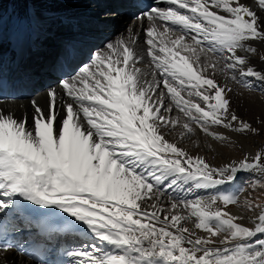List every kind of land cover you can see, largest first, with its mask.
<instances>
[{"label":"snow or ice","instance_id":"1","mask_svg":"<svg viewBox=\"0 0 264 264\" xmlns=\"http://www.w3.org/2000/svg\"><path fill=\"white\" fill-rule=\"evenodd\" d=\"M165 2L136 16L143 44L130 30L75 67L66 46L31 118L0 108V264L12 251L34 264H264V203L244 200L247 226L226 210L239 189L200 194L240 173L264 186V150L213 166L167 138L257 132L232 111L228 81L264 91V70L239 54L264 42V0ZM145 54L150 70L138 66Z\"/></svg>","mask_w":264,"mask_h":264},{"label":"bare ground","instance_id":"2","mask_svg":"<svg viewBox=\"0 0 264 264\" xmlns=\"http://www.w3.org/2000/svg\"><path fill=\"white\" fill-rule=\"evenodd\" d=\"M103 1L105 3L104 6L98 5V0H74V2L61 3L54 6L33 2H19V0L2 1V9L0 11H2L3 15L4 45L0 49V66L8 59L6 55L14 52V47H18V45L24 46L26 58L21 63L20 69H22L23 73L21 84L26 87H19L16 90V95L14 94L11 100L5 101V103L4 101H0V108L5 112H12L21 118L25 115L31 118L33 100L41 108H45L47 88L56 87L54 80L58 76L57 66L61 62L66 64L67 60L64 59L66 46L71 45L76 52L75 61L73 62V67H75L89 62L91 49L96 48L93 50V53L103 51L107 43L114 42L121 37H127L130 30L140 35V42L143 44V31L147 27V21H139L130 15L131 10L126 6L128 5V0ZM243 2H250V0H243ZM93 4L96 5L93 8H95V11L98 10L99 15L98 17L97 15L96 17L92 15L96 19L93 20L92 18L90 20V18L85 17V10L90 5L92 7ZM168 6L165 0H161L159 8L163 9ZM108 10H111L112 13L105 15ZM101 14L104 18L99 19ZM258 14L264 16V13ZM53 19H57L58 21L49 24ZM48 25L54 27L56 31L54 33L64 35L60 38L58 36L55 38L47 37L45 31ZM81 25L87 27L85 31H83L84 28H79ZM40 34L41 36H39ZM46 43H48V50L45 46ZM92 43L96 45L93 48H91L94 45ZM253 46L257 49L256 53L249 54L244 50H239V54L246 57L250 56V63L257 70H264V60L260 59L264 55V42H254ZM143 47L146 48L147 46L143 45ZM56 49L58 51L53 60H51V54L47 56V53ZM37 52L44 54L35 55ZM199 55L203 61L205 57H210L211 54L199 53ZM38 56L43 58L40 60L41 62L38 61ZM79 56L80 62L78 61ZM38 63L51 65L46 69H41ZM149 65L150 58L145 54V63H141L138 66L143 70H150ZM217 77L221 83H224L225 77L222 74L218 73ZM253 83L256 82L254 81ZM27 84H29V88H27ZM228 87L232 89V92L229 94L232 111L241 119L249 122L253 128L257 129L255 134H241L223 129L226 133L225 135L229 137V140L223 143L226 146L212 140L211 137L204 136L203 133L178 139L179 128L167 137L170 142H178L179 146L191 155L205 157L213 166H222L231 161H238L245 153L254 156L257 150H264V91L249 90L232 81H228ZM261 87H264V85ZM230 141L233 144L232 146L229 143ZM241 174L243 173H240L238 176ZM233 185H235V182ZM210 193H212L210 190L207 193L201 190L200 194L208 195ZM226 210L234 215L244 217L239 222L251 226L250 218L253 216L252 214L245 212L238 206H229ZM186 226L194 230V225L191 222L187 223ZM4 258L8 264H34L31 256L23 253L18 254L16 251L5 254Z\"/></svg>","mask_w":264,"mask_h":264},{"label":"rangeland","instance_id":"3","mask_svg":"<svg viewBox=\"0 0 264 264\" xmlns=\"http://www.w3.org/2000/svg\"><path fill=\"white\" fill-rule=\"evenodd\" d=\"M2 1H4V0H2ZM96 5H94L93 4V6L91 7V5H90V7H87V9L85 10V17L86 18H88L89 19V17L90 18H92L93 16H95L96 17V15H97V17H98V15H99V13H98V10L97 11H95V8H93V7H95ZM92 9H94V10H92ZM95 12V13H94ZM112 12H111V10H108L107 11V13L105 14V15H110ZM93 15V16H92ZM95 17H93L94 19H96ZM101 18H104V17H102V14L100 15V18L99 19H101ZM58 20L57 19H53V20H51L50 22H49V24H53V23H56ZM71 25V24H70ZM72 26V25H71ZM74 27H76V26H74ZM81 26H79V28H80ZM84 27H86V26H84ZM83 27V28H84ZM87 28V27H86ZM84 31V30H83ZM54 32H56L55 31V29H54V27L52 26V25H48L47 27H46V31H45V35L47 34V37L48 36H50L51 38H55V37H57L58 36V38H60L61 36H63V35H61V34H59V33H54ZM84 33V32H83ZM85 34V33H84ZM39 36H41V34L39 35ZM49 37V38H50ZM101 40H102V38H101ZM105 41V40H104ZM87 42V41H86ZM40 44H41V41H40ZM92 44H94V43H92ZM43 45V44H42ZM47 45H48V43H46L45 44V46L47 47ZM96 45L94 44L93 46H91V48H93V47H95ZM98 47H99V45H98ZM47 50H48V47L46 48ZM96 49V48H95ZM95 49H91L90 50V53H93V50H95ZM207 52H202V54H206ZM40 54H44V53H36L35 55H40ZM209 54V53H208ZM40 61V60H39ZM34 66V65H33ZM217 131H220V132H224L223 131V129L222 128H217L216 129ZM224 134H226L225 132H224ZM191 136V135H190ZM230 143V145L232 146L233 144H232V142L230 141L229 142ZM223 146H226V145H224V144H222ZM240 154V153H239ZM242 155V154H241ZM240 155V157H242ZM252 181H253V176H252V174H250V173H243V174H241L240 176H237V179H236V181H235V185H233V184H231V185H226V186H222L220 189H215V190H210L212 193H210V194H213V193H215V192H217V191H225V189H227L228 191H235V190H237V189H239L240 191L238 192V200H239V203L238 204H236V205H229V206H238V207H241L245 212H248L247 210H246V208L244 207V200L245 199H249V200H252L253 202H259V203H264V186H261V185H256V184H253L252 183ZM217 190V191H216ZM209 191V190H208ZM218 206H220V207H224L222 204H219ZM229 206H227L228 208H229ZM228 208H226V209H228ZM249 214H252V215H254V213H252V212H248ZM252 226V225H251Z\"/></svg>","mask_w":264,"mask_h":264}]
</instances>
